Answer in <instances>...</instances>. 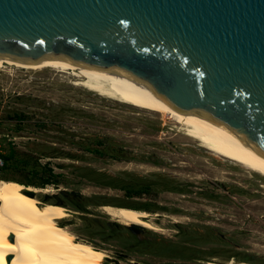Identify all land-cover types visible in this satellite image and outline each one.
Wrapping results in <instances>:
<instances>
[{"label": "rangeland", "instance_id": "rangeland-1", "mask_svg": "<svg viewBox=\"0 0 264 264\" xmlns=\"http://www.w3.org/2000/svg\"><path fill=\"white\" fill-rule=\"evenodd\" d=\"M76 79L52 67L0 68V152L12 142L49 163L56 182L36 196L76 212L62 225L113 264L264 263V175L178 134L160 112ZM3 176L24 173L0 166ZM105 203H145L166 215L154 220L163 230L114 222Z\"/></svg>", "mask_w": 264, "mask_h": 264}, {"label": "water", "instance_id": "water-1", "mask_svg": "<svg viewBox=\"0 0 264 264\" xmlns=\"http://www.w3.org/2000/svg\"><path fill=\"white\" fill-rule=\"evenodd\" d=\"M0 59L125 75L264 158V0H0Z\"/></svg>", "mask_w": 264, "mask_h": 264}, {"label": "bare ground", "instance_id": "bare-ground-1", "mask_svg": "<svg viewBox=\"0 0 264 264\" xmlns=\"http://www.w3.org/2000/svg\"><path fill=\"white\" fill-rule=\"evenodd\" d=\"M2 67L69 70L77 77L76 85L87 87L109 99L160 112L165 120L170 119L176 123L174 130L178 134L264 175V158L250 151L230 131L198 116L173 110L148 88L125 75L106 74L61 61L24 64L0 59ZM41 190L47 193L50 189L27 185L14 179H0V264H113L107 260L109 255L104 249L80 239L67 225L61 224L63 219L76 212L62 203L40 200L36 195ZM31 191L35 194H31ZM102 208L114 222L163 230L154 220L166 216L164 213L117 204H104ZM213 264L264 263L234 257Z\"/></svg>", "mask_w": 264, "mask_h": 264}, {"label": "trees", "instance_id": "trees-1", "mask_svg": "<svg viewBox=\"0 0 264 264\" xmlns=\"http://www.w3.org/2000/svg\"><path fill=\"white\" fill-rule=\"evenodd\" d=\"M4 163L1 166L4 170L17 169L24 173L23 178L15 180L25 183L27 185H34L38 187H46L48 184H55L56 173L49 163H42L39 155L31 152L18 149L15 144L8 143L5 146V152H0ZM2 179H10L8 176H3ZM127 192L132 194L131 187H124ZM128 189V190H127ZM149 185L142 187L141 192H147ZM106 204V203H105ZM119 206L133 207L136 209L149 210L145 203L137 205L135 203H113ZM78 208H82L80 204L76 203ZM143 264V263H135Z\"/></svg>", "mask_w": 264, "mask_h": 264}, {"label": "built area", "instance_id": "built-area-1", "mask_svg": "<svg viewBox=\"0 0 264 264\" xmlns=\"http://www.w3.org/2000/svg\"><path fill=\"white\" fill-rule=\"evenodd\" d=\"M3 163H4V161H3L2 157H0V166H2Z\"/></svg>", "mask_w": 264, "mask_h": 264}]
</instances>
